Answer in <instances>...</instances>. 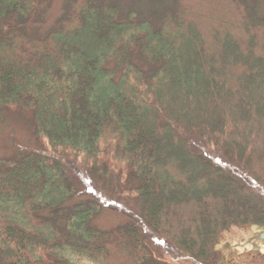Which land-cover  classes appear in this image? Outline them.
<instances>
[{"label":"trees","instance_id":"1","mask_svg":"<svg viewBox=\"0 0 264 264\" xmlns=\"http://www.w3.org/2000/svg\"><path fill=\"white\" fill-rule=\"evenodd\" d=\"M260 1L68 0L40 32L50 0H0V110L38 143L0 156V264H264L218 248L264 230ZM81 167L138 220L99 228Z\"/></svg>","mask_w":264,"mask_h":264},{"label":"rangeland","instance_id":"2","mask_svg":"<svg viewBox=\"0 0 264 264\" xmlns=\"http://www.w3.org/2000/svg\"><path fill=\"white\" fill-rule=\"evenodd\" d=\"M67 1L50 0V6L45 11L43 20L34 22L31 27L44 32L62 14ZM124 2L125 0L122 4ZM259 6L262 13H264V0L260 1ZM37 145L38 143L34 140L31 129L22 118L0 110V156L10 155L18 149L36 148ZM80 171L81 174H77L81 177H79L81 194L78 198L85 199L96 196L103 206L101 213L95 220L99 228L109 229L127 221L138 220L140 211V201L138 199L120 196L117 187L107 182L95 180L82 167ZM218 248L223 249L229 257L234 252L245 253L254 248H260L264 253V230L257 226H253L247 231L234 227L226 233Z\"/></svg>","mask_w":264,"mask_h":264},{"label":"flooded vegetation","instance_id":"3","mask_svg":"<svg viewBox=\"0 0 264 264\" xmlns=\"http://www.w3.org/2000/svg\"><path fill=\"white\" fill-rule=\"evenodd\" d=\"M251 250H255V251H261L260 248H254V249H251ZM248 252V251H247ZM263 253V251H261Z\"/></svg>","mask_w":264,"mask_h":264}]
</instances>
